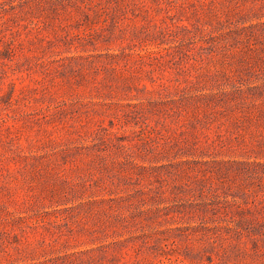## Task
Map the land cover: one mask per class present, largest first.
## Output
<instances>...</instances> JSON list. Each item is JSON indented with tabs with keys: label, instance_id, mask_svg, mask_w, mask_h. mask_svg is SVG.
<instances>
[{
	"label": "rangeland",
	"instance_id": "374dc122",
	"mask_svg": "<svg viewBox=\"0 0 264 264\" xmlns=\"http://www.w3.org/2000/svg\"><path fill=\"white\" fill-rule=\"evenodd\" d=\"M0 264H264V0H0Z\"/></svg>",
	"mask_w": 264,
	"mask_h": 264
}]
</instances>
